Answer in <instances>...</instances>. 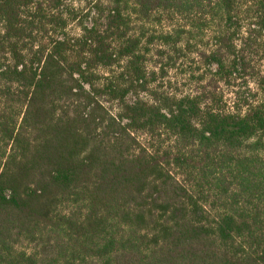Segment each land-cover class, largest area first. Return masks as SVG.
<instances>
[{"label": "trees", "instance_id": "16d2710c", "mask_svg": "<svg viewBox=\"0 0 264 264\" xmlns=\"http://www.w3.org/2000/svg\"><path fill=\"white\" fill-rule=\"evenodd\" d=\"M261 61L264 0H0V264H264Z\"/></svg>", "mask_w": 264, "mask_h": 264}, {"label": "rangeland", "instance_id": "374dc122", "mask_svg": "<svg viewBox=\"0 0 264 264\" xmlns=\"http://www.w3.org/2000/svg\"><path fill=\"white\" fill-rule=\"evenodd\" d=\"M75 2H80L81 0H73ZM193 57V56H192ZM187 61V62H186ZM185 64L183 66L178 67L177 70H172L169 72L168 77L165 79V84L167 85L168 81H171L170 86L167 85V88L169 91L175 92L177 95L186 94L190 91H195L199 86L195 81L188 80L187 77H185L182 73L184 69H187L188 67H191L193 69H196L198 64L192 62V58L185 59ZM260 67L258 69L261 71V73H264V61H261L259 63ZM187 67V68H186ZM224 93V101L227 102L228 107L230 108L232 106V93L231 90L223 87L222 88Z\"/></svg>", "mask_w": 264, "mask_h": 264}]
</instances>
